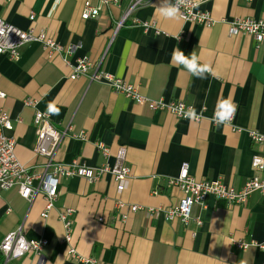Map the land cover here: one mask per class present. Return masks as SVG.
Here are the masks:
<instances>
[{"label": "crops", "instance_id": "obj_1", "mask_svg": "<svg viewBox=\"0 0 264 264\" xmlns=\"http://www.w3.org/2000/svg\"><path fill=\"white\" fill-rule=\"evenodd\" d=\"M85 1L0 0V17L8 22L76 46L66 61L62 53L48 52L34 40L20 46L15 59L1 54L0 90L5 96L0 107L10 114L13 128L7 133L15 138V154L25 167L40 171L45 161L34 152V114L41 110L56 129H66L55 152L57 161L78 160L90 167L106 160L112 164L118 147L125 146L130 179L117 192L110 173L94 182L80 176L61 178L46 217L41 193L30 202L16 187L0 189V242L19 226L26 238L47 240L41 254L29 252L9 264H83L67 257L69 244L63 240L59 219L67 207L74 210L70 244L102 264L264 263V249H241L234 243L264 242V195L258 190L237 204L208 194L204 207H194L202 219L199 226L178 218L166 220L162 210H147L180 200L181 191L166 178L177 175L183 164L196 178L218 179L235 188L253 175L264 177V170L252 167L260 147L247 133L264 132V43L257 46L251 35L228 31L229 21L236 17L264 20V0H204L198 7L210 11V26L162 17L161 0H141L129 14L134 0H90L101 10L97 17L83 19ZM152 21L154 26L145 28L144 22ZM177 49L185 55L195 52L215 75L193 76L173 61ZM84 56L141 94L182 100L203 118L189 120L167 110H151L104 82L90 81L87 74L71 78L77 58ZM223 101L236 106L231 124L212 119L217 103ZM81 131L85 139L72 136ZM98 143L109 148L107 159ZM119 200L123 206L117 205ZM131 204L142 208L132 211ZM2 260L0 251V264Z\"/></svg>", "mask_w": 264, "mask_h": 264}, {"label": "built area", "instance_id": "obj_2", "mask_svg": "<svg viewBox=\"0 0 264 264\" xmlns=\"http://www.w3.org/2000/svg\"><path fill=\"white\" fill-rule=\"evenodd\" d=\"M204 0H184L180 7L179 17L184 21H189L204 26L213 24L210 11L200 9L198 6ZM141 0H134L127 10L129 14L135 7L140 4ZM101 10L100 4H94L90 0L83 3L81 18L89 19L98 16ZM33 20V14L30 15ZM145 28L154 26V21L144 22ZM229 33L231 35L248 34L253 37L257 46L264 43V20H255L250 17H236L229 21ZM158 32V31H157ZM181 36H179L180 38ZM34 40L39 41L43 48L48 52H57L63 54V59L66 61V56L73 53L76 46H64L59 44L51 35L44 31L34 32L33 28L22 30L4 18L0 17V55L7 54L10 58L18 57L19 47L25 42ZM93 71L89 73V69ZM88 75L90 81L104 82L109 85L114 92L124 94L138 104H144L151 110H167L178 118H184L182 111H187L193 106L186 104L182 100H164L163 98H150L141 94L137 87L127 83L122 78L114 76L102 69L99 65L95 66L88 57L77 58L76 64L73 66L71 78H76L81 75ZM5 96V92L0 90V99ZM27 104H33V100L27 99ZM196 111V110H195ZM197 119L201 118V113L197 112ZM185 119V118H184ZM233 120V119H232ZM232 120L228 123H232ZM34 125L36 130V142L34 152L44 157V163L40 171H33L25 167L15 154V138L7 132L13 128L10 114L7 110L0 107V189L6 190L16 187L20 196L28 201H32L35 196L41 193L45 199V209L43 216H47L49 210L53 207V202L58 196L59 182L61 178L80 176L87 179L89 182H94L103 174L110 173L116 184V191L122 192L130 179V167L126 163V148L119 146L116 153L113 155L114 163L110 164L107 160L103 164L90 167L86 166L78 160H73L69 163L59 162L55 159V152L66 135L65 130L56 129L49 121V114L45 111L36 110L34 114ZM241 131V128H235ZM247 133L252 140L260 147V152L253 156L252 167L256 170H264V132L256 130H247ZM72 136L81 139L86 138V133L81 131L73 133ZM103 156L107 159L111 154L109 148L102 143L97 144ZM168 185L177 187L182 196L180 200L166 208H148L149 212L162 210L166 220L178 218L183 223L188 224L193 221L196 225L202 224V219L199 214L194 212V207H204V201L208 194L213 195L217 199L225 200L229 204L244 203L249 194L255 190L264 195V177L256 175L251 176L246 180L241 188H235L231 185H226L218 179H199L190 174L187 164H183L179 172L175 176L166 178ZM153 193H157L153 191ZM117 205L123 206L124 202L119 200ZM142 206L131 204L130 209L136 211ZM73 208L67 207L59 213V219L64 226L63 240L67 242V257L73 260L82 262L83 264H102L99 260L90 256L80 255L75 247L70 244L71 241V224ZM238 248L246 249L250 245L258 246L264 249V242L236 240L234 242ZM47 244L46 239H28L22 232V227L19 226L15 230L7 233L0 242V251L3 256L1 264H9L10 261L21 258L23 255L33 252L41 254L42 248ZM264 264V263H262Z\"/></svg>", "mask_w": 264, "mask_h": 264}, {"label": "clouds", "instance_id": "obj_3", "mask_svg": "<svg viewBox=\"0 0 264 264\" xmlns=\"http://www.w3.org/2000/svg\"><path fill=\"white\" fill-rule=\"evenodd\" d=\"M183 3L184 0H161L158 11L166 19H176L180 15V7ZM173 61L183 66L198 79H205L207 75H215L213 67L208 63H200V58L195 52L185 55L181 50L177 49L173 53ZM181 111L185 119H197V113L194 108H189L187 111L181 109ZM235 112L236 106L232 101L218 102L212 119L217 124L228 123L234 118Z\"/></svg>", "mask_w": 264, "mask_h": 264}]
</instances>
